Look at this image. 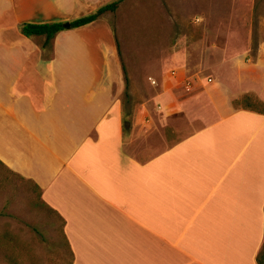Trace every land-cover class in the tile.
Segmentation results:
<instances>
[{"label":"crops","instance_id":"0c3cea01","mask_svg":"<svg viewBox=\"0 0 264 264\" xmlns=\"http://www.w3.org/2000/svg\"><path fill=\"white\" fill-rule=\"evenodd\" d=\"M110 1L0 0V162L39 186L63 220L71 264H258L264 114L232 100L245 85L264 103V60L249 77L232 71L203 86L193 110L166 73L147 106L121 98L128 78L110 12L46 48L20 32ZM152 112L204 120L169 139Z\"/></svg>","mask_w":264,"mask_h":264},{"label":"rangeland","instance_id":"374dc122","mask_svg":"<svg viewBox=\"0 0 264 264\" xmlns=\"http://www.w3.org/2000/svg\"><path fill=\"white\" fill-rule=\"evenodd\" d=\"M118 7L109 13V21L126 66L123 100L132 98L149 106L150 88H160L167 73L174 74L177 98L193 110L196 104L190 99L202 100L203 86L219 85L220 78L229 80L232 71L249 77L253 64L264 60V0H124ZM249 81L247 85L252 84ZM238 87L241 95L235 98L256 96L246 92L249 86ZM201 103L205 120L212 119L208 101ZM196 113L178 123L172 118L178 114L151 115L164 136L175 139L174 127L184 133L204 120H198L197 114L200 118L202 114ZM70 261L59 216L41 202L29 180L0 163V264Z\"/></svg>","mask_w":264,"mask_h":264},{"label":"trees","instance_id":"16d2710c","mask_svg":"<svg viewBox=\"0 0 264 264\" xmlns=\"http://www.w3.org/2000/svg\"><path fill=\"white\" fill-rule=\"evenodd\" d=\"M121 1L122 0H116V1H113L110 3H107V4L100 6L96 10H94V11H92L86 15H83V16L77 17L73 20H70L69 21L70 29H75V28L85 26V25L90 24V23L94 22L95 20L101 18L107 12L116 11V9L118 8V5L120 4ZM65 29L66 28L64 27V22H62V21L43 22V23L24 22L20 25L21 34L24 35L25 37H35L38 44L42 48H46L50 44L51 40L55 37V35L61 31L65 30ZM116 44L118 45L117 41H116ZM123 71L125 72L124 67H123ZM232 104L235 108H243V109L252 110V111H256V112L264 114V103L262 101H260L256 96L249 94V93L244 94L239 98L233 99ZM0 163L3 166H5L2 162H0ZM29 182H31V184L33 185V188H34L38 198L41 200V202L46 207L51 209L42 200L41 189L39 188V186H37L31 180H29ZM52 211L55 212L54 210H52ZM55 214L57 216H59L56 212H55ZM59 218H60V216H59ZM60 220H61L62 236L65 239L64 234H63L64 223H63V220L61 218H60ZM66 244H67V242H66ZM67 246H68V244H67ZM68 248H69V246H68ZM256 260H257L258 264H264V250L263 249L257 255ZM69 264H71V261Z\"/></svg>","mask_w":264,"mask_h":264},{"label":"water","instance_id":"95a60500","mask_svg":"<svg viewBox=\"0 0 264 264\" xmlns=\"http://www.w3.org/2000/svg\"><path fill=\"white\" fill-rule=\"evenodd\" d=\"M64 27L67 28V29H69L70 28V24L69 23H65L64 24Z\"/></svg>","mask_w":264,"mask_h":264}]
</instances>
